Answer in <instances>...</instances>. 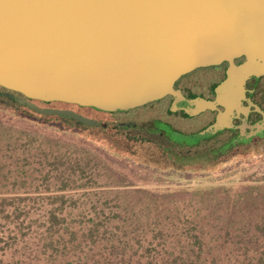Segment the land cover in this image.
Returning a JSON list of instances; mask_svg holds the SVG:
<instances>
[{
  "label": "rangeland",
  "instance_id": "obj_1",
  "mask_svg": "<svg viewBox=\"0 0 264 264\" xmlns=\"http://www.w3.org/2000/svg\"><path fill=\"white\" fill-rule=\"evenodd\" d=\"M198 75L206 78L195 90L205 93L219 78ZM210 118L169 113L163 102L107 127L69 126L0 95V264L255 261L264 250V140L216 152L229 131L176 143L151 130L156 119L188 134Z\"/></svg>",
  "mask_w": 264,
  "mask_h": 264
},
{
  "label": "water",
  "instance_id": "obj_2",
  "mask_svg": "<svg viewBox=\"0 0 264 264\" xmlns=\"http://www.w3.org/2000/svg\"><path fill=\"white\" fill-rule=\"evenodd\" d=\"M205 70L220 78L210 97L185 96ZM261 75L264 0H0V90L42 114L94 123L36 103L122 113L168 102L188 116L215 111L188 134L162 124L190 143L234 128L232 116L248 110L245 80Z\"/></svg>",
  "mask_w": 264,
  "mask_h": 264
},
{
  "label": "flooded vegetation",
  "instance_id": "obj_3",
  "mask_svg": "<svg viewBox=\"0 0 264 264\" xmlns=\"http://www.w3.org/2000/svg\"><path fill=\"white\" fill-rule=\"evenodd\" d=\"M215 73L213 70H207ZM194 80L195 84L191 88H187L184 90L185 96H190L191 94L194 95H200L205 98H209L211 95V92L214 89V86L219 82L220 78L214 79L211 77V79L207 80V84L205 85L204 89L207 90L208 93H205L203 91H196L195 87L199 85V82H203V80L206 78L199 77ZM219 77V76H218ZM0 95L5 96L7 99H12L13 101L16 100V95L9 94L3 90H0ZM241 103L243 106L247 107L248 110L244 113L240 112L239 114H234L232 116V124L235 125L234 128H226L225 130L229 131L231 134L229 135L228 139L224 141V143H228V140H235L236 137L238 138V141H236L238 144H250L255 140H264V75L261 76H250L248 77L244 82V97L241 100ZM39 104L40 107H53V108H59V109H67L72 110L76 113H79L87 118L93 119V124H85L81 121L76 120L75 118H72L70 116L61 115L62 122L64 124H67L69 126H74L81 124L84 127L87 126H96L101 125L102 127H107L109 119L119 115V114H127L129 112H122V113H116V112H87L80 108L73 107V106H67V105H51V104H42V103H36ZM26 105V104H25ZM210 112L211 118L207 121V124L212 122L215 118V111H203L204 112ZM199 113V115L201 114ZM106 116V117H104ZM104 118V119H103ZM106 119V120H105ZM105 120V121H104ZM114 120V119H113ZM204 125V126H205ZM114 126L115 127H126L129 128L130 126H134V124L129 123L128 121H121V120H114ZM260 127V128H259ZM259 128V129H258ZM155 127L151 130H154ZM223 130V131H225ZM235 142V141H234Z\"/></svg>",
  "mask_w": 264,
  "mask_h": 264
},
{
  "label": "trees",
  "instance_id": "obj_4",
  "mask_svg": "<svg viewBox=\"0 0 264 264\" xmlns=\"http://www.w3.org/2000/svg\"><path fill=\"white\" fill-rule=\"evenodd\" d=\"M18 102V101H17ZM19 103V102H18ZM168 112L169 113H174L176 111H172L169 104H168ZM181 113L184 115V116H188L185 112L181 111ZM211 123V122H210ZM152 124L153 126L155 127V129L153 131H156V132H162L171 142H176V143H183L184 141L182 140H177V139H173L171 138L170 136L167 135L166 131L164 130V128L162 127V124H165L159 120H152ZM206 126V125H205ZM204 127V126H203ZM176 130V129H175ZM223 130H225V128L223 129H220L216 134H214L213 136H216L217 134L221 133ZM213 136L211 137H207V138H203V139H209V138H212ZM201 139V140H203ZM180 141V142H178ZM235 141V142H234ZM228 140V143H223L216 152H223L225 151L226 149L232 147L233 145H235L238 141V138L236 137L235 140ZM53 219H56L55 215H53L51 217V220ZM90 230V234L93 233V232H96L97 231V228L96 227H92L89 229ZM66 264H72V262H66ZM189 264H194L193 262H190ZM248 264H264V250L261 251L259 257L255 260V261H252V262H249Z\"/></svg>",
  "mask_w": 264,
  "mask_h": 264
}]
</instances>
